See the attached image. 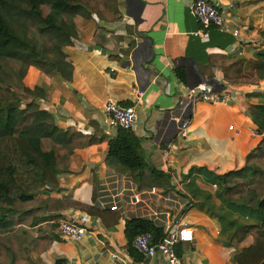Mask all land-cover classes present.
Listing matches in <instances>:
<instances>
[{
    "label": "crops",
    "instance_id": "crops-1",
    "mask_svg": "<svg viewBox=\"0 0 264 264\" xmlns=\"http://www.w3.org/2000/svg\"><path fill=\"white\" fill-rule=\"evenodd\" d=\"M119 1L121 15L116 22L75 19L78 38L65 50L75 68L72 83L61 77L49 78L35 68L29 69L24 82L30 88L45 89L47 97L40 104L55 115L62 129L92 131L90 122L94 121L106 135L114 136L117 130L107 134L103 125L104 104L113 99L135 105V135L144 160L168 175L176 171L185 189L196 195V206L186 219L195 231V242L184 250L179 247L184 264H236L235 256L249 247L253 238L240 233L231 243L229 237L237 226L256 220L227 208L216 185L206 184L202 177L191 179L190 185L185 177L193 167L217 175L240 170L262 139L255 133L249 107L264 104V80L257 79L254 69L256 55L264 50V0H211L241 26L240 44L217 29L196 36L201 26L191 14L193 0ZM98 46L105 55L89 51ZM233 46L238 47L236 53ZM178 68L184 70L186 83L177 77ZM203 83L220 89L229 86L236 97L230 106L189 103L188 91ZM139 89L145 94L136 105L134 93ZM184 120L190 121L191 128L188 138L180 142L177 133ZM107 155V142L77 150L68 171L46 174L48 185L39 196L72 198L98 208L95 183L98 189L100 181L120 173L106 164ZM206 196L211 197L210 205L202 208ZM83 213L71 209L62 215L79 218ZM87 215L91 224L82 241L71 243L58 235L45 252L32 255L34 264L59 260L66 264H165L144 256L136 261L127 254L126 222L119 219L106 227L100 218ZM218 215L236 224L230 225ZM114 253H120L123 262L113 260Z\"/></svg>",
    "mask_w": 264,
    "mask_h": 264
},
{
    "label": "trees",
    "instance_id": "trees-1",
    "mask_svg": "<svg viewBox=\"0 0 264 264\" xmlns=\"http://www.w3.org/2000/svg\"><path fill=\"white\" fill-rule=\"evenodd\" d=\"M120 7L119 0H0V140L16 141L18 154L24 155L23 163L12 159L0 170V264H34L32 255L42 254L58 238L65 211L85 212L100 218L106 227L118 223L116 212L95 209L72 198L39 196L48 185L46 174L68 171L77 150L107 142L106 164L131 175L140 190L172 188L170 175L144 160L134 132L118 129L108 136L94 121L90 122L91 134L74 127L59 128L55 115L40 104L47 97L45 89L30 88L24 82L29 69L35 68L49 78L61 77L72 83L75 68L65 50L78 38L75 19L113 23L120 20ZM256 59V77L264 80V55L257 54ZM175 72L186 83L184 70ZM249 116L262 139L247 156L245 166L223 175L193 167L185 180L190 179L191 185V179L202 177L206 184L217 186L227 208L256 220L237 226L229 239L232 243L240 233L253 238L252 244L235 256L236 264H264V104L251 105ZM96 187L95 183L94 195ZM210 200L206 196L202 208L210 205ZM218 218L236 224L227 216ZM147 233L155 240L164 237L163 230L149 221L126 222V252L136 261L142 255L134 249L133 241ZM187 244L179 247L184 250Z\"/></svg>",
    "mask_w": 264,
    "mask_h": 264
},
{
    "label": "built area",
    "instance_id": "built-area-1",
    "mask_svg": "<svg viewBox=\"0 0 264 264\" xmlns=\"http://www.w3.org/2000/svg\"><path fill=\"white\" fill-rule=\"evenodd\" d=\"M191 14L201 26V30L195 33L196 36H202L210 29H217L232 36L236 43L243 41L239 23L225 15L214 3L208 0H193ZM237 51L238 47L233 46L232 52ZM144 94L141 89L135 91L133 101L136 105L141 103ZM235 97L236 93L229 86L220 89L211 83L197 85L187 94L189 103L204 102L212 106H230ZM102 113L107 134L118 129L136 133L138 115L135 105L125 106L119 101L109 99L104 104ZM190 128V121L181 122L177 133L180 142L188 138ZM76 129L84 134L93 133V130L84 131L79 127ZM255 133L258 134L257 131ZM169 175L171 189L153 188L150 191H142L131 175L113 173L100 181L95 204L101 210L118 213L122 222L142 219L163 230L164 237L160 240H155L149 233L137 236L133 247L139 254L148 259H161L165 264H184L178 249L181 243L195 242V231L186 219L195 208L196 199L185 189L183 179L176 171ZM95 220L100 223L99 219ZM90 224L91 218L85 213L80 214L79 218H65L60 224L59 237L67 242L79 243L88 235L87 227ZM111 257L123 262L120 253H114Z\"/></svg>",
    "mask_w": 264,
    "mask_h": 264
},
{
    "label": "rangeland",
    "instance_id": "rangeland-1",
    "mask_svg": "<svg viewBox=\"0 0 264 264\" xmlns=\"http://www.w3.org/2000/svg\"><path fill=\"white\" fill-rule=\"evenodd\" d=\"M19 148L20 145H17L16 141L0 140V170L9 165L12 159L15 163H23L21 160L24 155H20V152L18 154Z\"/></svg>",
    "mask_w": 264,
    "mask_h": 264
},
{
    "label": "water",
    "instance_id": "water-1",
    "mask_svg": "<svg viewBox=\"0 0 264 264\" xmlns=\"http://www.w3.org/2000/svg\"><path fill=\"white\" fill-rule=\"evenodd\" d=\"M208 1H210V2H212L211 0H208ZM93 50H97V51H100L101 53H102V55H105L106 54V51L105 50H103L101 47H95V48H90L89 49V51H93ZM258 55H264V50H260L259 52H258ZM68 85H70V84H68Z\"/></svg>",
    "mask_w": 264,
    "mask_h": 264
}]
</instances>
